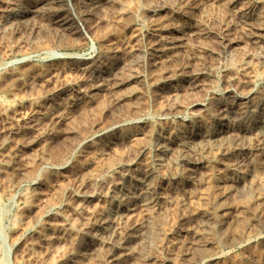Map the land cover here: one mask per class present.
I'll return each mask as SVG.
<instances>
[{
	"label": "rangeland",
	"instance_id": "obj_1",
	"mask_svg": "<svg viewBox=\"0 0 264 264\" xmlns=\"http://www.w3.org/2000/svg\"><path fill=\"white\" fill-rule=\"evenodd\" d=\"M44 2L0 0V25L11 6L36 12L0 34V264L4 247L9 264L62 263L112 207L113 192L135 185L155 159L156 136L254 126L264 106V0H99L86 14L84 0L47 10ZM253 15L261 18L246 25ZM213 150L198 169L208 182L201 190L184 189L190 164L154 173L153 185L182 203L138 206L120 219V232L155 222L164 237L155 252L122 264H264V150ZM247 159L248 197L216 206L218 189L244 176ZM195 241L208 250L193 249ZM212 253L219 257L206 261Z\"/></svg>",
	"mask_w": 264,
	"mask_h": 264
},
{
	"label": "bare ground",
	"instance_id": "obj_2",
	"mask_svg": "<svg viewBox=\"0 0 264 264\" xmlns=\"http://www.w3.org/2000/svg\"><path fill=\"white\" fill-rule=\"evenodd\" d=\"M62 2L64 0H45L44 6L47 7L45 10L52 8L56 3ZM107 1V0H106ZM78 2V1H76ZM85 2V14L87 12H90L94 9L95 5L99 2V0H84ZM9 4V3H8ZM62 4V3H61ZM67 4V3H66ZM100 4V3H99ZM16 5V4H15ZM18 6V5H16ZM11 6V8L7 12V16L5 17V20L0 25V34L6 33L10 27H12L14 24H19L26 19L29 13L36 14L34 11H29L24 7H16ZM20 6V5H19ZM78 6V4H77ZM43 8V9H44ZM55 8V7H54ZM51 9L52 11L54 10ZM59 8V7H58ZM57 8V9H58ZM38 9V8H37ZM43 9H40L43 11ZM67 9V8H66ZM82 9V8H81ZM39 10V11H40ZM56 10V9H55ZM60 10V9H59ZM61 11V10H60ZM44 12V11H43ZM69 12V11H68ZM84 12V10H82ZM261 12V11H260ZM45 13V12H44ZM47 13V11H46ZM45 13V14H46ZM50 13V12H49ZM62 13V12H60ZM67 13V11H66ZM53 14V13H52ZM82 14V13H81ZM258 14V13H257ZM60 15V14H59ZM41 16V15H40ZM48 16V15H47ZM67 16V15H66ZM69 16V15H68ZM76 16V15H75ZM53 17V16H52ZM65 17V16H64ZM62 18V17H61ZM66 18V17H65ZM72 18V17H71ZM70 18V19H71ZM260 15H253L252 17H246L245 24L252 23L258 21L260 19ZM63 19V18H62ZM69 19V20H70ZM79 19V18H78ZM74 20V19H73ZM82 20V18H80ZM88 20V19H87ZM60 21V18H59ZM62 21V20H61ZM68 20H64L62 26H67ZM86 21V20H85ZM263 21V20H262ZM74 23V22H70ZM55 24V23H54ZM72 25V24H71ZM57 26V25H56ZM70 26V24H69ZM55 27V25H54ZM60 27V26H59ZM73 27V26H72ZM71 27V28H72ZM16 28V27H15ZM23 28V27H22ZM76 28V27H74ZM61 29V28H60ZM70 30V29H69ZM198 31V29H197ZM196 31V32H197ZM201 31V30H200ZM69 32V31H68ZM199 33V32H198ZM7 34V33H6ZM5 34V35H6ZM182 37V36H181ZM185 37V36H184ZM183 37V38H184ZM223 37V36H222ZM254 37V36H253ZM162 38V37H161ZM179 38V37H178ZM160 40V39H159ZM150 41V40H149ZM225 41V40H224ZM157 42V41H156ZM159 42V41H158ZM157 42V43H158ZM155 43V42H154ZM153 43V44H154ZM156 45V44H154ZM160 45V44H159ZM180 46V45H179ZM158 52V51H157ZM175 54V53H174ZM53 55H58L57 52H53ZM61 56L63 54H60ZM172 56V55H171ZM57 57V56H56ZM133 57V56H132ZM123 59V58H122ZM120 60V59H119ZM129 60V59H128ZM131 61V60H130ZM135 61V60H134ZM127 63V62H125ZM124 63V64H125ZM130 65V64H128ZM127 65V66H128ZM132 67V65H131ZM185 68V67H184ZM6 69V68H5ZM131 69V68H130ZM182 71V70H181ZM132 73V71H131ZM181 73V72H180ZM182 73H184L182 71ZM181 73V75H182ZM187 73V72H186ZM179 74V73H178ZM117 75V74H116ZM172 75V74H171ZM184 75V74H183ZM132 76V75H131ZM134 76V75H133ZM177 76V75H176ZM121 77V76H120ZM166 77V76H165ZM169 77V76H168ZM166 77V78H168ZM195 77V76H194ZM198 77V76H197ZM35 78V77H34ZM171 78V77H169ZM108 79V78H106ZM121 79V78H120ZM125 79V77H124ZM122 78L121 81L124 80ZM130 79V77H129ZM127 80V77L125 81ZM165 80V79H164ZM102 81V80H100ZM109 81V80H108ZM112 81V80H111ZM166 81V80H165ZM99 82V81H98ZM97 82V83H98ZM104 82V81H103ZM123 83V82H122ZM96 84V83H95ZM102 84V82H101ZM100 82L95 86H99ZM113 86V85H112ZM93 87V86H91ZM97 88V87H96ZM109 88V86H108ZM94 89V88H93ZM89 93V92H88ZM96 95V93H94ZM93 94V95H94ZM10 108V107H9ZM258 114V113H257ZM224 118V117H223ZM242 118V117H241ZM50 119V118H49ZM54 119V118H53ZM237 119V118H236ZM51 120V119H50ZM57 120V119H56ZM239 120V119H238ZM257 125H234V126H224L223 128H217L211 130L209 133H203L201 131L196 130L193 131L191 134L185 133L183 134L182 140H174L173 138L166 139L162 135H158L155 137V141L157 143V156L152 161L150 165H148L145 169H143L139 174H136L135 177V185H129L122 188H119L115 190L112 194V207L106 211L103 212V215L95 221L96 223L94 226H92L90 232L86 234L78 243L73 253L68 255L69 257L62 261V263L59 264H84L85 261H91L95 262L94 260L98 258L100 253H102L105 257V263L103 264H122L124 260L129 259H135L140 256L145 255V253L150 254L154 251V248L156 246V242L158 241L159 237V229L157 227V224L155 222H149V223H143L140 226L136 227L135 229H126L123 232H120L117 228V223L120 221V219L130 211H133L138 206L143 210H154L155 212L161 211L164 206H167L169 204L173 203H182V197L179 195H171L166 196L164 192H161L156 188L155 185H153V176L154 173L159 170L160 168H167L168 169H174L176 167L184 166V165H192L194 168L193 175L191 177L184 179V189L190 190L193 189V191L201 190L203 187L207 185V178L204 175V173L198 169H201V167L204 168L205 163H207V158L209 152H211L213 149H216L219 153V151H222V155H228L231 150H242L247 149L249 150L251 147H254L258 150H264V106H262L259 109V114L257 117ZM53 121V120H52ZM49 122V121H48ZM51 122V121H50ZM52 123V122H51ZM58 123V122H56ZM47 124V123H46ZM44 126H47V125ZM54 124V123H53ZM26 126V125H25ZM28 126V125H27ZM42 126V125H41ZM196 126V125H195ZM29 127H33L29 126ZM49 127V126H48ZM52 127V126H51ZM194 127V126H193ZM27 128V127H26ZM45 127L44 129H46ZM197 128V127H196ZM25 129V128H23ZM39 130V128H36ZM27 131V130H26ZM28 132V131H27ZM33 132V131H32ZM25 133V132H24ZM23 133V134H24ZM39 133V132H38ZM41 133V132H40ZM22 134V136H23ZM156 134V133H155ZM25 135V134H24ZM36 135V134H35ZM181 135V133H180ZM34 136V135H33ZM172 136V135H171ZM25 137V136H24ZM177 137V136H176ZM29 140V138H28ZM32 141V140H31ZM154 141V142H155ZM92 142V141H91ZM145 143V142H144ZM151 143H149L150 145ZM155 144V143H154ZM148 146V145H147ZM6 149V148H5ZM156 150V149H155ZM142 151V150H141ZM214 151V150H213ZM212 151V152H213ZM128 152V151H127ZM131 152V151H130ZM136 153H139L136 151ZM7 154V153H6ZM5 154V156H6ZM133 153H130V155ZM211 154V153H210ZM220 154V153H219ZM134 155V154H133ZM215 155V153H214ZM217 155V154H216ZM132 156V155H131ZM213 156V155H212ZM210 160H213L212 158ZM118 162V161H117ZM246 170H244V176L235 180V182L232 183V185L228 186L227 189H218L220 192L219 199H216V206H220V201L223 202V200L230 199L235 196H239L244 200L243 198L248 197V193L245 189H247L244 186L251 183V181L254 178V169L252 168L250 164V160H245ZM238 163V162H237ZM106 164V163H105ZM241 164V163H240ZM118 166V165H117ZM240 168L239 164H235L233 166V170L237 171V169ZM242 169V168H241ZM158 173V172H157ZM84 175V174H83ZM187 176V175H186ZM185 176V177H186ZM134 177V176H133ZM155 178V177H154ZM81 180V178H80ZM210 180V179H208ZM212 180V179H211ZM155 181V179H154ZM17 182V181H16ZM90 183V182H89ZM93 183V182H92ZM98 183V182H97ZM80 184V183H79ZM127 184V183H126ZM231 184V183H230ZM81 185V184H80ZM125 185V184H124ZM212 185V184H211ZM210 185V186H211ZM82 186V185H81ZM88 186V185H87ZM155 186V187H154ZM161 186V185H160ZM159 186V187H160ZM215 186V184L213 185ZM158 187V188H159ZM175 187V186H174ZM181 187V186H180ZM249 187V186H248ZM209 188V187H208ZM216 188V187H215ZM212 189V190H215ZM219 188V187H217ZM86 189V188H84ZM206 189V188H205ZM210 189V188H209ZM223 190V191H222ZM82 191V190H81ZM189 192V191H188ZM176 193V191H175ZM197 193V192H196ZM89 194V192H88ZM168 194V193H167ZM183 194V193H182ZM190 194V193H189ZM199 194V193H198ZM196 194L197 201L200 199ZM205 194V192H204ZM212 193H209V197ZM214 194V193H213ZM218 194V192H217ZM253 195V194H252ZM200 196V195H199ZM212 196V195H211ZM214 196V195H213ZM31 197V196H30ZM83 197V196H82ZM195 197V196H193ZM195 197V198H196ZM203 197V196H202ZM215 197V196H214ZM206 198V197H205ZM252 198V197H251ZM189 199V198H188ZM208 199V198H206ZM214 199V198H213ZM202 201V198L200 199ZM205 200V199H204ZM1 202V201H0ZM138 203L137 205H134L135 203ZM192 203H194L192 201ZM191 203V204H192ZM203 204V203H202ZM207 204V203H206ZM264 204V202H263ZM204 205V204H203ZM222 205V204H221ZM224 205V204H223ZM1 206V205H0ZM206 206V205H205ZM215 206V205H213ZM204 207V206H203ZM212 207V206H211ZM218 207L215 210H218ZM199 208V207H198ZM205 208H210L209 206ZM215 208V207H213ZM254 208V207H253ZM264 208V206H263ZM212 209V208H211ZM193 211V210H192ZM229 211V209H228ZM264 211V210H263ZM263 211H259V216L263 215ZM144 212V211H143ZM154 212V213H155ZM208 212V211H207ZM214 212V211H213ZM225 212V211H224ZM231 212V211H230ZM228 213V212H227ZM258 213V212H257ZM256 213V214H257ZM208 214V213H207ZM216 214V213H214ZM240 214V213H239ZM164 216V215H163ZM209 216V215H208ZM218 216V215H217ZM257 216V217H259ZM98 217V216H97ZM126 218L128 216H125ZM221 228L222 226L227 224V220L225 219V216L219 215ZM153 218V217H152ZM216 218V217H215ZM145 219V218H144ZM148 219V217H147ZM165 219V218H164ZM260 219V218H259ZM150 220V219H149ZM163 220V219H162ZM210 220V219H209ZM218 220V219H217ZM240 220V219H239ZM264 220V219H262ZM146 221V220H145ZM164 221V220H163ZM160 222V220H159ZM212 222V221H211ZM235 222V221H234ZM185 223V222H184ZM264 223V222H263ZM213 224V223H212ZM216 224V223H214ZM233 224V223H232ZM164 225V224H163ZM217 225V224H216ZM235 225V224H234ZM160 226H162L160 224ZM207 226V225H206ZM205 226V229L207 228ZM237 226V225H236ZM84 227V226H83ZM163 227V226H162ZM181 227V226H180ZM182 228V227H181ZM189 228V227H188ZM225 228V227H224ZM252 228V227H251ZM84 229V228H81ZM161 229V228H160ZM236 229V228H235ZM250 229V228H249ZM203 230V229H201ZM213 230V229H212ZM187 231V230H186ZM197 231V230H196ZM208 231V230H207ZM206 231V232H207ZM220 231V230H219ZM223 231V230H222ZM226 231V230H225ZM86 232V231H85ZM169 232V231H168ZM175 232V231H174ZM204 232V231H203ZM210 232V231H209ZM212 232V231H211ZM224 232V231H223ZM236 232V231H235ZM245 232V230L243 231ZM249 232V231H248ZM248 232H246L248 234ZM81 233V232H80ZM180 233V232H179ZM221 233V231H220ZM245 233V234H246ZM84 234V233H83ZM199 234V232H198ZM202 234V233H201ZM208 234V233H207ZM215 234V232H214ZM213 234V235H214ZM246 234V235H247ZM252 234V233H251ZM205 235V234H204ZM244 235V234H243ZM245 235V236H246ZM80 236V235H79ZM192 236V235H191ZM209 234L207 235V237ZM215 236V235H214ZM250 236V235H249ZM185 237V236H183ZM200 237V235H199ZM203 237V236H202ZM210 237V236H209ZM164 238V237H163ZM160 238V239H163ZM175 238V237H174ZM177 238V237H176ZM189 238V237H188ZM205 238V236H204ZM215 238V237H210ZM242 238V237H241ZM45 239V238H44ZM47 239V238H46ZM76 239V238H75ZM183 239V238H182ZM209 243H213L207 238ZM220 239V238H219ZM77 240V239H76ZM179 240V238H178ZM176 240L177 247L181 249L182 252L186 251V245L181 241ZM181 240V239H180ZM190 240H193L190 239ZM189 240V241H190ZM218 240V239H217ZM228 241V239H226ZM78 241V240H77ZM194 241V240H193ZM220 241V240H219ZM203 242V241H202ZM173 243V240H172ZM208 243V242H206ZM216 243V242H215ZM219 243H222L219 242ZM75 244V243H74ZM162 244V243H161ZM160 244V245H161ZM205 244V243H204ZM203 244V246H204ZM159 245V246H160ZM191 245L194 247L193 249H198V247H202L201 242L195 241L191 243ZM208 245V244H207ZM215 245V244H214ZM219 245V244H218ZM175 246V244H174ZM190 246V244H189ZM74 247V246H73ZM213 247V246H212ZM157 248V247H156ZM155 248V249H156ZM176 248V247H174ZM177 249V248H176ZM175 249V250H176ZM5 250V262L4 264H9L8 257H7V248L4 247L3 251ZM188 250L191 251V249ZM199 250V249H198ZM197 250V252H198ZM204 253L208 250L201 249ZM199 250V252L201 251ZM169 251V250H168ZM189 251V252H190ZM195 251V250H194ZM193 251V252H194ZM158 252V251H157ZM192 252V253H193ZM191 253V252H190ZM183 254V253H182ZM180 254V255H182ZM189 254V253H188ZM213 254V253H212ZM209 255V254H208ZM170 256V255H169ZM195 256V255H194ZM205 257V255H203ZM171 257V256H170ZM187 257V256H186ZM193 257V256H192ZM219 256L217 253L213 254L212 256H209L206 260L208 262L214 261ZM147 258V257H146ZM167 258V257H166ZM173 258V257H172ZM175 258V257H174ZM173 258V259H174ZM178 258V257H176ZM183 258V257H182ZM201 258V257H200ZM63 260V259H62ZM150 260V259H149ZM175 260V259H174ZM179 260V259H178ZM204 260V259H203ZM4 261V260H3ZM145 261V260H144ZM176 261V260H175ZM129 262V261H128ZM154 262V261H153ZM178 262V261H176ZM199 262V260H198ZM201 262V259H200ZM3 263V262H2ZM152 263V262H151ZM156 263V262H154ZM180 263V262H179ZM213 263V262H212ZM98 264V263H97ZM157 264V263H156Z\"/></svg>",
	"mask_w": 264,
	"mask_h": 264
}]
</instances>
